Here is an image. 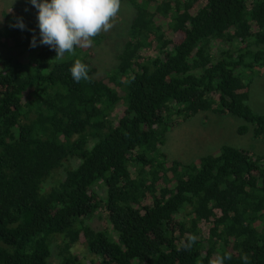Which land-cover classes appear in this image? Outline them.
Wrapping results in <instances>:
<instances>
[{
  "label": "trees",
  "instance_id": "trees-1",
  "mask_svg": "<svg viewBox=\"0 0 264 264\" xmlns=\"http://www.w3.org/2000/svg\"><path fill=\"white\" fill-rule=\"evenodd\" d=\"M121 2L134 12L99 76L92 47L58 61L39 27L2 12L0 45L18 54L0 55V264H50L53 246L59 264H207L218 251L264 264V154L222 145L183 162L163 149L203 111L264 140L245 75L264 69V0ZM76 58L90 81L72 79Z\"/></svg>",
  "mask_w": 264,
  "mask_h": 264
},
{
  "label": "rangeland",
  "instance_id": "rangeland-1",
  "mask_svg": "<svg viewBox=\"0 0 264 264\" xmlns=\"http://www.w3.org/2000/svg\"><path fill=\"white\" fill-rule=\"evenodd\" d=\"M2 12L21 17L26 25L38 27L36 19L38 10L30 0H0V28L3 24ZM133 8L121 2L116 17L110 23L113 27L108 32H101L102 39L91 48V64L96 68V76L106 73L116 63V54L123 44V30L133 15ZM17 49L6 48L0 45V55L16 56ZM247 78H251L249 99L251 109L264 115V69L245 71ZM243 121L231 114H218L211 111L199 112L195 116L181 121L166 135L163 149L169 159H178L183 162L196 160L205 154L217 152L222 145H232L245 148L255 154H264V140L257 139L252 132L239 134L237 129ZM93 225H101L100 218L95 216ZM74 252L84 253L85 245L78 244ZM56 248L52 247L50 264H59L55 255Z\"/></svg>",
  "mask_w": 264,
  "mask_h": 264
},
{
  "label": "clouds",
  "instance_id": "clouds-1",
  "mask_svg": "<svg viewBox=\"0 0 264 264\" xmlns=\"http://www.w3.org/2000/svg\"><path fill=\"white\" fill-rule=\"evenodd\" d=\"M38 10L37 21L39 44L54 49L56 60L60 61L66 54L76 55L77 47H92L97 34L108 32L113 27L110 21L117 16L121 0H30ZM24 29L22 18H16V23L10 25ZM34 32V30H33ZM37 46L35 33L30 47ZM72 79L76 83L90 81L89 66L81 58H76L69 68ZM197 237L188 234L183 250L191 251ZM231 253L217 252L208 259L207 264H225L231 260ZM243 264H250L247 253H242Z\"/></svg>",
  "mask_w": 264,
  "mask_h": 264
}]
</instances>
